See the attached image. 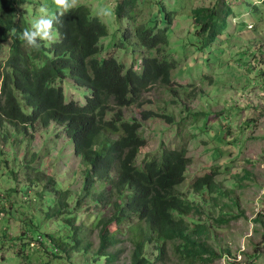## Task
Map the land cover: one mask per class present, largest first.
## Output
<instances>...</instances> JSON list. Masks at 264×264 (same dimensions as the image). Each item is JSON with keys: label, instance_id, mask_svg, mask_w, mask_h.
<instances>
[{"label": "rangeland", "instance_id": "obj_1", "mask_svg": "<svg viewBox=\"0 0 264 264\" xmlns=\"http://www.w3.org/2000/svg\"><path fill=\"white\" fill-rule=\"evenodd\" d=\"M24 1L21 11L30 25L41 15L42 6L50 15L60 12L54 0ZM122 1L78 0L76 7H89L92 16L108 28V36L100 41L99 58L116 57L126 68L142 71L143 59L149 52L135 34H131L130 41L126 34L146 24L169 27L164 59L178 62L172 72L173 91L157 85L143 96L139 106L125 111L126 120H141L142 113L154 117L142 122L141 136L147 145L136 166L159 160L164 150L184 151L191 166L179 190L187 198L198 179L217 171L222 191H233L230 197H237L240 203L227 208L232 201L217 193L195 199L203 204L217 198L208 209L207 222V218L195 215L208 224L206 245L215 257L202 253L203 263L188 259L186 254L182 257L184 251L178 252L182 244L175 242L167 244L164 262L157 261V253L151 250L153 264H190L187 260L192 264H264V2L137 0L133 21L117 18L116 7ZM225 3L231 13L228 27L220 39L202 50L205 40L196 34L199 26L194 12L199 8L221 11ZM233 18H237L236 22ZM52 32L56 40L57 33ZM8 48L9 44L5 45L0 58L8 56ZM64 93L66 101L82 105L90 94L72 79L64 82ZM163 115L173 121L158 117ZM85 168L60 127L35 125L29 134H24L0 122V264H109L104 256L112 255L117 256L115 264H130L131 235L116 223L105 229L98 225L106 216L100 213L108 208L93 197L105 188L96 185L90 192L93 196L86 195ZM49 182L52 191L46 190ZM65 191L73 195L71 208L75 210V203H81L74 215L81 228L80 237L91 244V252H73L69 259H56L33 240V235H39L41 227L66 235L62 219H46L47 211L59 206L57 194ZM43 222L47 225H39ZM100 253L102 257L95 258Z\"/></svg>", "mask_w": 264, "mask_h": 264}, {"label": "trees", "instance_id": "obj_2", "mask_svg": "<svg viewBox=\"0 0 264 264\" xmlns=\"http://www.w3.org/2000/svg\"><path fill=\"white\" fill-rule=\"evenodd\" d=\"M136 2L119 3L117 18L136 20ZM24 3V0H0V55L9 44L5 52L8 56L0 58V121H8L24 134L38 121L42 126L51 121L66 125L74 153L86 167L87 195L93 196L90 192L96 185L105 188L93 197L109 211L98 225L105 229L116 223L126 227L131 235L130 264H153L151 250L157 253V261L164 262L167 244L175 242L182 244V249H178L180 253L184 251L182 257L186 254L188 259L201 263L205 262L202 253L215 257L206 245L208 224L195 215L207 218V222L208 209L217 198L202 201L203 204L195 199L217 193L230 198L232 203L227 208L240 204L237 197H230L233 191H222L216 180L217 171L198 179L189 199L179 190L191 166L184 151H164L160 160L149 161L143 168L133 166L146 147V140L140 134L141 122H126L123 109L134 104L139 106L143 96L157 85L173 91L172 72L178 63L174 59H164L165 48L169 46V27L140 24L135 31L126 34V39L130 40L135 33L141 46L149 52L150 57L143 59L144 71L138 74L133 68L125 70L124 64L114 57L96 58L101 53L100 41L108 36V28L85 6L72 8L62 16L56 13L60 16L59 22L53 25L56 40H38L39 49L26 47L19 38L24 29L31 27L21 11ZM227 7L223 6L221 11L195 10L199 26L197 36L205 40L202 50L211 46L227 29L231 14ZM66 77H71L78 87L91 91L86 105L64 104L63 89L56 84ZM141 117L146 122L153 116L143 113ZM160 117L169 123L173 121L165 115ZM50 185L47 191H52ZM72 196L70 191L57 194L55 199L59 206L46 213L47 220L62 219L66 235L41 231L47 240V252L56 259H69L73 252H91V244L80 237L81 228L74 215L81 204H76L75 210L71 208ZM102 255L97 254L95 258ZM104 258L109 264L117 261L116 255Z\"/></svg>", "mask_w": 264, "mask_h": 264}, {"label": "clouds", "instance_id": "obj_3", "mask_svg": "<svg viewBox=\"0 0 264 264\" xmlns=\"http://www.w3.org/2000/svg\"><path fill=\"white\" fill-rule=\"evenodd\" d=\"M263 2H264V0H262ZM54 3H55V5L57 6V8L60 10V16H62L65 12H68V10L69 9H71V8H75L76 6H77V3H78V0H54ZM258 4H261V3H258ZM263 4V3H262ZM227 5V4H226ZM254 6H256V5H254ZM79 7V6H78ZM39 11H40V13H41V15L39 16V18H36V19H34L32 22H31V27L30 28H26V29H24L23 30V32H22V34H21V36L19 37L20 38V40H22L24 43H25V46L26 47H29V48H32V49H39L40 48V44L38 43V40H43V41H48V42H51V41H53L54 40V36H53V32H52V30H53V25H54V23H56V22H59V20H60V16H58V15H50L49 13H48V9L45 7V6H42L40 9H39ZM194 14H195V12H194ZM196 19V18H195ZM237 19V18H236ZM236 19H234L233 18V22L235 21L236 22ZM228 24H229V22H228ZM140 25V24H139ZM142 25V24H141ZM249 27H251L250 25L248 26V28ZM199 30V28L196 30V34H197V31ZM135 34V33H134ZM223 35V34H222ZM221 35V36H222ZM219 37V36H218ZM217 37V39L215 40V42L218 40V39H220V37L218 38ZM128 41H130V40H128ZM100 45H101V42H100ZM124 45V44H123ZM127 44H125L124 46H126ZM148 57H150V56H148ZM96 58L97 59H99V60H103V59H106V58H111V57H106V58H99V55H97L96 56ZM114 58H116V57H114ZM117 59V58H116ZM175 60V59H174ZM119 61V60H118ZM120 63H121V61H119ZM178 63V62H177ZM178 66V65H177ZM125 67V66H124ZM129 68H133L134 69V67H129ZM129 68H126L125 67V70H127V69H129ZM135 70V69H134ZM143 71H144V66H143V64H142V71H139V72H137L136 70H135V72H137L138 74H142L143 73ZM71 79V77H66V79H64L63 81H58L57 82V87H60V88H62L63 89V92H64V82L65 81H67V80H70ZM73 80V79H72ZM173 80V79H172ZM74 81V80H73ZM63 83V85H61ZM74 83H75V81H74ZM75 85H76V83H75ZM77 86V85H76ZM161 86V85H160ZM78 87V86H77ZM163 87V86H162ZM165 87V86H164ZM78 88H80V87H78ZM167 88V87H166ZM84 89H87V88H84ZM168 89V88H167ZM88 90V89H87ZM169 90V89H168ZM89 91V90H88ZM90 92V94H89V96H87L86 97V100H87V98H91V95H92V93H91V91H89ZM65 98H66V96H65V93H64V99H63V101H64V104H68V103H70V102H76V103H78L80 106H84V105H86V101H85V104H80L79 102H77V101H75V100H69V101H66L65 100ZM135 105V104H134ZM133 106V105H132ZM131 106V107H132ZM136 106H138L137 104H136ZM130 107V108H131ZM127 109H129V108H127ZM126 108H124L123 109V113H124V119H125V111L127 110ZM143 114V113H142ZM146 114H148V113H146ZM151 114V113H150ZM152 116H153V114H152ZM158 117H160V116H158ZM154 117H152V119H153ZM169 118H172V117H169ZM152 119H150V120H152ZM173 119V118H172ZM133 120H137V119H135V118H133V119H130V120H126L125 119V121L126 122H132ZM137 121H139V122H141V124H142V122H144V121H142V119L141 120H137ZM1 123H3V122H7V123H9L8 121H0ZM147 122V121H146ZM171 123V122H170ZM9 125H11V126H13L12 124H10L9 123ZM35 125H39V126H41L42 128H48V127H50V126H55V127H60V129H61V131L64 133V135H65V137L67 138V140H70L69 139V137L67 136V134H66V131H65V124L63 125V124H58L57 122H55V121H51L47 126H42V124L38 121V122H36V123H34L33 125H31L30 127H28V129H27V134H29V131H32L33 129H34V127H35ZM142 130V129H141ZM140 134H141V131H140ZM142 137V136H141ZM143 138V137H142ZM144 139V138H143ZM70 144L71 145H73L71 142H70ZM146 145H147V142H146ZM74 148V147H73ZM146 148V147H145ZM144 148V149H145ZM144 149H142V150H144ZM141 150V151H142ZM164 151H177V150H164ZM179 152V151H178ZM141 153V152H140ZM140 153H139V155H138V157H137V159H136V161L133 163V166L134 167H136V168H143V167H137L136 166V163H137V160H138V158H139V156H140ZM75 154V153H74ZM163 155V154H162ZM76 156V155H75ZM77 157V156H76ZM161 159V158H160ZM159 159V160H160ZM150 161H152V160H150ZM147 162H149V161H147ZM147 162H145V164L147 163ZM144 164V165H145ZM143 165V166H144ZM86 169V168H85ZM84 174H85V171H84ZM52 180V179H51ZM85 183H86V179H85ZM51 184V182H49V183H47L46 185H47V187L49 186ZM86 187H84V192H85V194L87 193L86 191ZM94 190L95 189H93L91 192H94ZM87 195V194H86ZM99 195V194H98ZM97 195V196H98ZM72 198H73V196H72ZM72 198H71V200H72ZM71 200H70V202H71ZM75 204H77V202L75 203ZM81 204V203H80ZM81 207V205L79 206V208ZM107 212H109L108 210L107 211H105V214H106V216H108L109 214H107ZM95 217V216H94ZM93 217V218H94ZM43 225V224H45V225H47V223L46 222H43V223H39V225ZM41 231L42 232H45V230H44V228H38V232H39V235H33V240H35V241H38V242H40L43 246H45V248H46V250H47V241H46V239H44V234L43 233H41ZM47 232V231H46ZM39 238V239H38ZM40 240V241H39ZM48 253V252H47ZM54 258V257H53Z\"/></svg>", "mask_w": 264, "mask_h": 264}]
</instances>
